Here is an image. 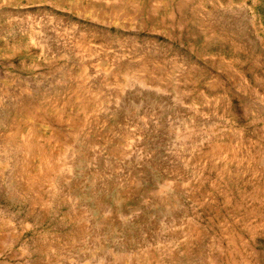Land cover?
Returning <instances> with one entry per match:
<instances>
[{
	"label": "rangeland",
	"instance_id": "obj_1",
	"mask_svg": "<svg viewBox=\"0 0 264 264\" xmlns=\"http://www.w3.org/2000/svg\"><path fill=\"white\" fill-rule=\"evenodd\" d=\"M0 264H264V0H0Z\"/></svg>",
	"mask_w": 264,
	"mask_h": 264
}]
</instances>
